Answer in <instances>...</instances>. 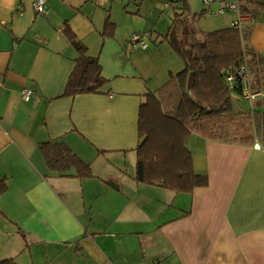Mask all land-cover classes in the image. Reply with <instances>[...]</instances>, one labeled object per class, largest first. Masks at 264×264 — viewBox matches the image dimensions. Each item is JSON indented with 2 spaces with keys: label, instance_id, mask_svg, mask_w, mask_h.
<instances>
[{
  "label": "crops",
  "instance_id": "crops-1",
  "mask_svg": "<svg viewBox=\"0 0 264 264\" xmlns=\"http://www.w3.org/2000/svg\"><path fill=\"white\" fill-rule=\"evenodd\" d=\"M34 1L0 0V180L8 183L0 261L264 264V8L249 4L243 14L254 20L239 27L255 51L244 86L259 94L232 95L249 100L234 109L252 114L254 142L192 133L186 146L208 184L178 192L136 178L140 108L185 68L164 35L183 5L195 24L198 12L189 8L197 0H150L152 14L142 9L146 0H135L137 9L116 0H46L44 12ZM222 15L221 28L233 26L237 15ZM65 27L99 60L107 80L100 92L64 94L79 56ZM135 32L148 34L147 48L132 47ZM24 88L34 91L28 100ZM45 142L67 144L93 175L50 168Z\"/></svg>",
  "mask_w": 264,
  "mask_h": 264
},
{
  "label": "trees",
  "instance_id": "trees-1",
  "mask_svg": "<svg viewBox=\"0 0 264 264\" xmlns=\"http://www.w3.org/2000/svg\"><path fill=\"white\" fill-rule=\"evenodd\" d=\"M240 1L244 2L240 7L245 14L252 10L249 4L264 8V0ZM179 9L164 38L184 59L185 68L172 74L157 93H149L141 104L136 178L178 192H192L208 184L207 174L195 171L192 153L186 146L192 133L219 140L254 142L252 114L235 111L233 107L232 95L241 94L245 82L238 80L231 85L226 76L243 64L249 71L255 51L247 44V35L241 28L233 25L203 30L195 26L186 5ZM64 30L79 53L64 94L100 92L107 80L99 60L88 55L86 45L70 27ZM42 152L53 170L63 172L74 166L82 177L93 175L90 165L63 142H45ZM7 189L6 179L0 180V195ZM0 264L19 263L8 258Z\"/></svg>",
  "mask_w": 264,
  "mask_h": 264
},
{
  "label": "built area",
  "instance_id": "built-area-1",
  "mask_svg": "<svg viewBox=\"0 0 264 264\" xmlns=\"http://www.w3.org/2000/svg\"><path fill=\"white\" fill-rule=\"evenodd\" d=\"M46 0H35L34 7L38 12L45 11ZM135 1V0H132ZM214 0H204V3L208 6L207 11L209 14L222 15L226 13L236 14L237 18L233 21V25L241 27L246 20H254V16L244 15L241 11L240 3L237 0H226L216 9H212L211 5ZM130 42L133 48L142 47L147 48L149 46V39L147 33L135 32L130 37ZM248 75V67L246 64L239 66L235 71L229 73L227 81L234 85L238 80L245 82ZM22 98L25 100L30 99L34 91L30 88H24L21 91ZM259 93L251 91L249 88L243 87L241 95L246 99L255 98Z\"/></svg>",
  "mask_w": 264,
  "mask_h": 264
},
{
  "label": "rangeland",
  "instance_id": "rangeland-1",
  "mask_svg": "<svg viewBox=\"0 0 264 264\" xmlns=\"http://www.w3.org/2000/svg\"><path fill=\"white\" fill-rule=\"evenodd\" d=\"M166 1H169V0H166ZM116 2L119 4H122L123 7L127 3H130L129 6L135 7L137 9L136 1L135 2H129V0H116ZM219 2H220V0H214L212 2V7L215 8L219 4ZM148 3L151 4L150 0H146V4L142 9L147 14H152L154 12L153 8H152V4L150 6V4H148ZM196 5H197V8H193V9L191 8L192 10L189 8V11L192 14L198 12V14L196 15L197 20H195V25L197 24V26L201 27L203 30H206V29L215 30V29L221 28V26L225 25L224 19L228 16L209 14L207 9H206L205 13L202 14L201 11L203 10V8H208L207 5L206 6L204 5L203 0H197ZM169 11H167L166 14L170 13V15H171V12H169ZM252 70H253V68H252ZM240 99L241 100L236 99L233 101V107L235 109L247 108L250 104L249 100H245V99L242 100V98H240Z\"/></svg>",
  "mask_w": 264,
  "mask_h": 264
},
{
  "label": "water",
  "instance_id": "water-1",
  "mask_svg": "<svg viewBox=\"0 0 264 264\" xmlns=\"http://www.w3.org/2000/svg\"><path fill=\"white\" fill-rule=\"evenodd\" d=\"M255 147L256 148H259L260 147V144L257 142V143H255Z\"/></svg>",
  "mask_w": 264,
  "mask_h": 264
}]
</instances>
